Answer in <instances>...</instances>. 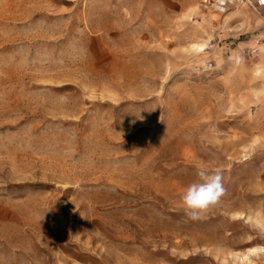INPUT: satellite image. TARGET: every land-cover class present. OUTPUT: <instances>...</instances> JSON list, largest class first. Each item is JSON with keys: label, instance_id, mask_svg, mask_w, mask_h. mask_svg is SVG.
<instances>
[{"label": "rangeland", "instance_id": "374dc122", "mask_svg": "<svg viewBox=\"0 0 264 264\" xmlns=\"http://www.w3.org/2000/svg\"><path fill=\"white\" fill-rule=\"evenodd\" d=\"M0 264H264V15L0 0Z\"/></svg>", "mask_w": 264, "mask_h": 264}, {"label": "clouds", "instance_id": "9594fccd", "mask_svg": "<svg viewBox=\"0 0 264 264\" xmlns=\"http://www.w3.org/2000/svg\"><path fill=\"white\" fill-rule=\"evenodd\" d=\"M195 175L197 180L187 185L179 197L184 215L191 220L203 218L209 209L219 204L226 192L222 169L211 170L200 165Z\"/></svg>", "mask_w": 264, "mask_h": 264}, {"label": "built area", "instance_id": "2783aa9c", "mask_svg": "<svg viewBox=\"0 0 264 264\" xmlns=\"http://www.w3.org/2000/svg\"><path fill=\"white\" fill-rule=\"evenodd\" d=\"M243 1H245V3L251 6L254 10H259V7L264 6V0H258L256 2H253L252 0H243Z\"/></svg>", "mask_w": 264, "mask_h": 264}, {"label": "crops", "instance_id": "0c3cea01", "mask_svg": "<svg viewBox=\"0 0 264 264\" xmlns=\"http://www.w3.org/2000/svg\"><path fill=\"white\" fill-rule=\"evenodd\" d=\"M253 2H256V1H258V0H252ZM255 12H257L259 15L260 14H263L264 15V6H262V7H259V10H255Z\"/></svg>", "mask_w": 264, "mask_h": 264}]
</instances>
